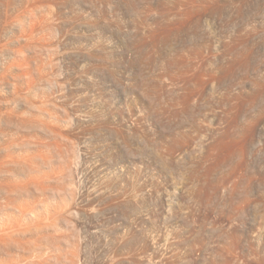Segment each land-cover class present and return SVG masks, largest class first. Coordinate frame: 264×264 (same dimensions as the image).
<instances>
[{
    "label": "rangeland",
    "instance_id": "rangeland-1",
    "mask_svg": "<svg viewBox=\"0 0 264 264\" xmlns=\"http://www.w3.org/2000/svg\"><path fill=\"white\" fill-rule=\"evenodd\" d=\"M83 7L92 24L71 3L54 29L52 102L63 121L46 136L52 159L40 165L64 169L51 194L61 202L65 192L69 212L55 226L51 264H264V88L260 106L245 100L253 72L264 75V0H88ZM238 35L248 41L234 53L218 50ZM98 41L101 68L89 74L79 48ZM185 42L214 47L204 68H192L197 58L170 64L171 50ZM239 54L249 66L233 63ZM202 72L228 74L229 86L241 82L242 97L218 103L222 88L208 85L213 100L186 104L180 98ZM258 107L255 133L239 136ZM202 120L217 130L168 153L165 143ZM208 143L220 144L214 156L206 157ZM58 224H66V239Z\"/></svg>",
    "mask_w": 264,
    "mask_h": 264
},
{
    "label": "bare ground",
    "instance_id": "bare-ground-1",
    "mask_svg": "<svg viewBox=\"0 0 264 264\" xmlns=\"http://www.w3.org/2000/svg\"><path fill=\"white\" fill-rule=\"evenodd\" d=\"M87 1L0 0V264L53 263L55 226L58 219L61 217L62 221L65 220L69 212L66 193L63 192L61 202L51 194L55 182L64 178V169L52 166L46 170L52 158L43 149L46 136L58 133L63 121L57 114L59 107L52 102L59 81L55 72L58 52L54 29L56 23L66 16L71 3L78 6L77 12L83 23L87 26L92 24L93 15L82 8V3ZM247 41V36L238 35L232 41H220L217 46L220 52L228 54L234 53L236 43ZM208 44L191 45L185 42L181 48L171 50L173 54L170 56H173L170 64L181 68L188 59L197 58L192 68H204L214 51V47ZM100 46L98 41L88 42L79 48L89 74L101 68L103 55ZM251 50L247 49L249 52ZM238 56L233 63H242L244 67L250 64L249 61L246 64V56L245 60L243 55L242 59ZM260 74L254 71L248 83L250 92L245 100L250 105L260 106L261 91L264 90V75ZM223 75L219 72L196 73L193 90L180 99L188 105L202 98L213 100L211 93L206 96L208 85L210 89L214 86L222 88L215 95L218 103L229 104L241 98V82H236L238 89L233 91L231 88L235 85H226L227 80H223ZM204 116H207L206 112ZM259 119L258 107V113L247 116L237 134L252 137ZM200 124L193 133L165 143L164 148L168 153L184 151L207 131L214 133L217 130H208L204 120ZM219 148V143H208L206 157L214 156ZM238 152L240 156L243 155V147ZM41 161L45 163L44 169ZM58 225L62 227L61 238L66 239V224Z\"/></svg>",
    "mask_w": 264,
    "mask_h": 264
}]
</instances>
